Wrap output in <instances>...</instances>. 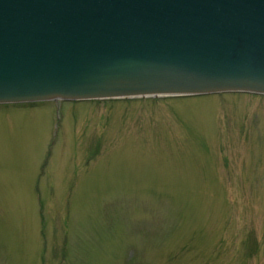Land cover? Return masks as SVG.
<instances>
[{
    "label": "rangeland",
    "instance_id": "rangeland-1",
    "mask_svg": "<svg viewBox=\"0 0 264 264\" xmlns=\"http://www.w3.org/2000/svg\"><path fill=\"white\" fill-rule=\"evenodd\" d=\"M0 264H264V98L0 107Z\"/></svg>",
    "mask_w": 264,
    "mask_h": 264
},
{
    "label": "water",
    "instance_id": "water-1",
    "mask_svg": "<svg viewBox=\"0 0 264 264\" xmlns=\"http://www.w3.org/2000/svg\"><path fill=\"white\" fill-rule=\"evenodd\" d=\"M264 94V0H0V103Z\"/></svg>",
    "mask_w": 264,
    "mask_h": 264
},
{
    "label": "bare ground",
    "instance_id": "bare-ground-1",
    "mask_svg": "<svg viewBox=\"0 0 264 264\" xmlns=\"http://www.w3.org/2000/svg\"><path fill=\"white\" fill-rule=\"evenodd\" d=\"M37 141H38V133L35 132V133L32 135V137H31V143H32V145H31L30 150H33V148L35 147Z\"/></svg>",
    "mask_w": 264,
    "mask_h": 264
}]
</instances>
